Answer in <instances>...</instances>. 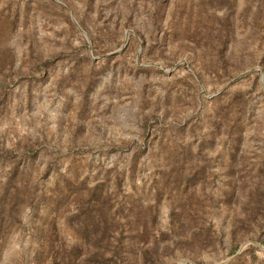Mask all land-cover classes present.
<instances>
[{"label":"rangeland","instance_id":"obj_1","mask_svg":"<svg viewBox=\"0 0 264 264\" xmlns=\"http://www.w3.org/2000/svg\"><path fill=\"white\" fill-rule=\"evenodd\" d=\"M0 264H264V0H0Z\"/></svg>","mask_w":264,"mask_h":264},{"label":"water","instance_id":"obj_2","mask_svg":"<svg viewBox=\"0 0 264 264\" xmlns=\"http://www.w3.org/2000/svg\"><path fill=\"white\" fill-rule=\"evenodd\" d=\"M74 18V17H73ZM75 19V18H74Z\"/></svg>","mask_w":264,"mask_h":264}]
</instances>
